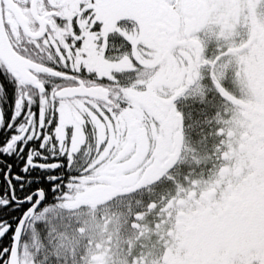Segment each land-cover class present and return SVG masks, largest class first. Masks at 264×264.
<instances>
[{"label": "snow or ice", "instance_id": "1", "mask_svg": "<svg viewBox=\"0 0 264 264\" xmlns=\"http://www.w3.org/2000/svg\"><path fill=\"white\" fill-rule=\"evenodd\" d=\"M0 264H264V0H0Z\"/></svg>", "mask_w": 264, "mask_h": 264}]
</instances>
